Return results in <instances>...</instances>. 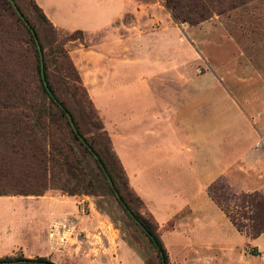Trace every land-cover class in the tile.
<instances>
[{
    "label": "crops",
    "instance_id": "crops-1",
    "mask_svg": "<svg viewBox=\"0 0 264 264\" xmlns=\"http://www.w3.org/2000/svg\"><path fill=\"white\" fill-rule=\"evenodd\" d=\"M35 1L59 31L107 34L100 44L80 50L79 70L130 187L158 224L170 264H264V233L253 239L239 232L209 194L223 177L237 193L264 192V144L258 145L264 123L251 119L264 112L243 109L232 99L229 117L221 105L206 115V75L196 70L192 89L187 76L185 88L178 91L186 105L175 109L141 102L152 91L126 88L128 76L120 63H128L131 44L136 47L146 34L163 33L168 18L173 25L164 10L143 9L142 0ZM143 17L149 18L144 24ZM161 38L168 43L166 34ZM115 92L114 113L109 102ZM131 98H139L138 103L126 104ZM27 201L34 213L23 218L20 239L2 242L26 258L45 257L55 264L77 257L98 258L101 264L140 261L136 248L112 239L103 222L73 197L51 192Z\"/></svg>",
    "mask_w": 264,
    "mask_h": 264
},
{
    "label": "rangeland",
    "instance_id": "rangeland-1",
    "mask_svg": "<svg viewBox=\"0 0 264 264\" xmlns=\"http://www.w3.org/2000/svg\"><path fill=\"white\" fill-rule=\"evenodd\" d=\"M30 1L18 0V4L30 23L37 28L43 27V22L39 19ZM142 1L143 9L152 6L151 8L164 10L169 16L173 17L172 13L166 9L164 0ZM212 1L213 16L209 20L198 25H192L191 23L176 21L173 17L172 25L168 18V20H165L163 33L156 31L155 33L146 34L136 47L130 45V51L125 56L128 63L126 65L120 63V70L128 76L126 88H139L153 92V96L147 95V93L144 94L140 99L141 102H146L151 106H167L174 109L180 107V105H186V97L179 95L178 91L185 88L186 82L184 79L187 76L191 80L190 87L192 89L193 81L197 78L195 76L196 70V72L206 75V115L213 110L214 106L221 105L223 115L229 117L231 115L230 110L232 111L234 108L232 99L235 102L237 101L239 107L243 109L264 112V0ZM6 11L3 10L0 3V12L5 14ZM10 16L7 12V17ZM148 19L143 17V24ZM46 28L49 30L46 53L52 55L53 47L60 46L64 48L80 76L81 71L78 64L81 63V56L83 55L80 50L100 44L104 40L103 37H107V34H95L94 37L83 34L77 35V39L71 41L70 37L74 33L62 32L49 26ZM22 31L24 33L23 28H21ZM161 34L168 36L167 44L161 38ZM109 38H106L105 43L107 45L111 44L108 41ZM10 47H13L12 50ZM6 51H8V54L4 55ZM119 51L116 48L115 57ZM119 55L122 56L121 53ZM50 57H55V54ZM29 58H31V55L12 40L0 41V64H3L5 72L14 74L16 78L24 81L26 86L33 92H37L34 85V72L32 68L31 70L28 69L30 63L27 62ZM136 60L141 62L136 64ZM56 69L57 65L52 64L50 73L53 77L57 76L59 78L60 75L57 74ZM139 76H141V80ZM82 82L84 84L83 79ZM60 90L62 98L66 100L68 105L74 111H79L77 100L70 93H67L63 86H60ZM115 90H117V86L113 88V91ZM164 91H167V93L162 94ZM170 91L173 93L170 94ZM117 99V92H115L110 97L111 102H109L114 113L116 112ZM138 100L139 98L127 99L126 104L138 103ZM91 101L90 95L89 98H84L87 109L90 108ZM250 108L252 109L250 110ZM97 113L100 122L104 125L98 110ZM251 119L260 126L264 123V114L261 117L253 116ZM87 128V137L95 141L98 148H103V143L107 137L106 133L94 125H88L84 129ZM75 149L84 162L85 173L80 175V178L83 185L89 187L90 194L70 196L60 189H51L46 194L51 192L64 194L82 202L86 206V213L92 214L102 221V226L110 231L112 239H123L139 251L141 259L140 261L138 259L134 260V264H146L145 259L146 261L153 259V250L148 239L134 225L130 219L131 216L120 203L116 193L108 189L106 184V181L110 184L108 177L106 176L107 180L104 179L96 166L94 158L83 153L79 145H75ZM213 191L217 199L233 211L234 215L238 217L240 214L246 215V210L236 209V205L241 204L236 197H242L244 193H237L229 178L223 177L216 181ZM259 193L264 194L263 191ZM36 199L37 196L0 197V254L3 253L4 255L0 259L24 256L21 251L12 247L8 248L2 242L10 239V237L20 239L21 230L19 228L22 225L23 218L25 219L27 215L31 217L34 213L29 205L30 202L27 200ZM136 210L144 218L151 219L152 215L147 211L145 205L139 204ZM239 222L241 224L248 223L240 217ZM101 242L100 245H102ZM122 250H124L123 246L121 247L123 259L124 251ZM93 253L98 255L99 252L95 250ZM99 260L93 257L88 259L84 257L66 258L61 260L60 264H101Z\"/></svg>",
    "mask_w": 264,
    "mask_h": 264
},
{
    "label": "trees",
    "instance_id": "trees-1",
    "mask_svg": "<svg viewBox=\"0 0 264 264\" xmlns=\"http://www.w3.org/2000/svg\"><path fill=\"white\" fill-rule=\"evenodd\" d=\"M13 1L30 23L18 0ZM164 1L166 9L172 13L176 21L198 25L213 16L212 0ZM0 3L3 10H7L5 14L0 12V41L6 42V39H10L31 55L27 62L31 64L28 69L32 68L34 72V85L37 89V92H33L24 81L10 72H5L3 64H0V197H41L51 189H60L70 196L90 194L89 187L84 186L80 178V175L85 173V166L75 149V145H79L83 153L94 158L104 179L107 180V175L111 179L113 187L111 188L106 181L108 189L120 195V203L126 204L139 221L140 224L129 216L152 247L153 261H146L142 255L146 264H170L167 250L158 233L157 222L153 216L146 219L136 210L139 204H145L130 188L127 174L111 148V138L100 122L93 101L90 102V108L87 109L85 106L84 98H89V93L67 51L57 46L52 48V55L46 53V42L49 40L47 39L49 30L46 27L52 29L55 27L36 1L31 0V6L43 22V27L40 28L30 24L42 49L47 82L45 85L41 74V56L34 35L14 11L9 0H0ZM7 12L10 17H7ZM21 28L24 29V33L21 32ZM77 35L83 33L75 32L70 40L77 39ZM10 48L12 50L13 47ZM7 54L8 51L4 55ZM54 54L55 57L51 58L50 56ZM52 64L57 65L56 72L60 75V80V77H53L50 73ZM60 86L77 100L79 111H74L62 98ZM68 114L72 116L78 133L74 130ZM88 125H94L106 133L103 148H98L97 143L87 137L88 128H84ZM214 188L215 183L209 188L210 196L239 232L253 239L264 233V194L244 193L242 197H236L241 202L240 205H236V209L247 211L246 215L240 214L239 217L248 223L241 224L239 217L217 199ZM5 263L55 264L45 257L30 259L25 256L0 259V264Z\"/></svg>",
    "mask_w": 264,
    "mask_h": 264
},
{
    "label": "water",
    "instance_id": "water-1",
    "mask_svg": "<svg viewBox=\"0 0 264 264\" xmlns=\"http://www.w3.org/2000/svg\"><path fill=\"white\" fill-rule=\"evenodd\" d=\"M9 1L11 2V4H12V6L14 7L15 11L17 12L18 16L21 18V20H23V22L26 24V26L31 30L32 34L34 35V38H35V41H36V44H37V49H38V52H39V54H40V56H41V74H42V78H43L44 84L47 85L46 78H45L44 59H43V55H42V49H41V46H40L39 40H38V38H37V36H36V34H35V31L32 29L31 25H30L29 22L26 20V18L24 17V15L21 13V11L19 10V8H18L17 5L15 4V2H14L13 0H9ZM68 117H69V119H70V122H71L72 126L74 127V130L77 132V130H76L75 126H74V122H73L72 116H71L70 114H68ZM77 133H78V132H77ZM79 137H80V139H81L82 141H84V139H83L81 136H79ZM107 177H108V175H107ZM108 180H109L111 186H113L112 181H111V179H110L109 177H108ZM116 196L118 197L119 200H121V197H120V195H119L117 192H116ZM122 204H123L124 208L127 210V212L129 213V215H130V216H131V217H132V218H133L138 224H140L139 221H138V220L136 219V217L134 216V214H133V213L127 208L126 204H124L123 202H122ZM5 264H7V263H5Z\"/></svg>",
    "mask_w": 264,
    "mask_h": 264
},
{
    "label": "built area",
    "instance_id": "built-area-1",
    "mask_svg": "<svg viewBox=\"0 0 264 264\" xmlns=\"http://www.w3.org/2000/svg\"><path fill=\"white\" fill-rule=\"evenodd\" d=\"M264 144V138L261 140V142L258 145Z\"/></svg>",
    "mask_w": 264,
    "mask_h": 264
}]
</instances>
